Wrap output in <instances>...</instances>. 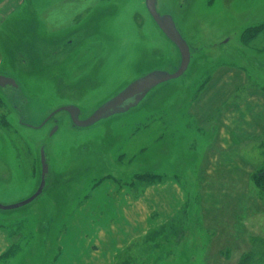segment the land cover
Segmentation results:
<instances>
[{"label":"rangeland","instance_id":"374dc122","mask_svg":"<svg viewBox=\"0 0 264 264\" xmlns=\"http://www.w3.org/2000/svg\"><path fill=\"white\" fill-rule=\"evenodd\" d=\"M25 1L0 24V75L19 86L0 87V204L38 190L42 149L49 173L35 201L0 210L14 242L3 261L52 264L88 201L142 192L137 176L151 173L177 186L182 206L124 264H239L246 254L264 264V185L252 180L263 164L264 0H159L190 46L189 69L87 128L67 112L45 121L68 106L86 118L149 71L173 73L180 54L145 0Z\"/></svg>","mask_w":264,"mask_h":264},{"label":"crops","instance_id":"0c3cea01","mask_svg":"<svg viewBox=\"0 0 264 264\" xmlns=\"http://www.w3.org/2000/svg\"><path fill=\"white\" fill-rule=\"evenodd\" d=\"M25 4V0L0 1V24L10 13ZM48 13L46 11L44 16L48 17ZM57 26L54 16L51 30L54 31ZM142 188V192L125 193L120 198H92L88 201L86 205L90 210L85 212L83 222L78 220L81 227L76 229V222L72 219L71 228L65 231L68 239L63 246H59V255L52 264H124L125 261L131 262L129 259H135L133 256L136 252H130L131 246L141 243L156 228L171 223L175 212L182 206V195L177 186L168 187L167 190L160 182ZM72 237H75L76 246L69 243ZM13 245V238L8 231L0 228V264H20L11 260ZM8 257L11 259L3 261V258Z\"/></svg>","mask_w":264,"mask_h":264},{"label":"water","instance_id":"95a60500","mask_svg":"<svg viewBox=\"0 0 264 264\" xmlns=\"http://www.w3.org/2000/svg\"><path fill=\"white\" fill-rule=\"evenodd\" d=\"M157 4L158 0H146V7L150 16L161 29L162 33L177 47L180 52L181 64L178 70L173 73L157 70L142 76L100 106L95 112H93L92 115L84 120L79 119L80 109L72 106L63 107L55 111L51 117L60 112H67L70 114L72 123L75 127L87 128L101 120L128 113L130 110L138 107L153 89L162 84L176 80L185 74L191 61L190 48L178 31L173 18L170 15L162 16L157 10ZM8 86L16 88L17 83L12 78L0 75V87L6 88ZM41 166L42 174L38 190L23 203L10 206L0 204V210H14L21 208L35 201L43 193L46 186V176L49 172V166L47 164L44 149L41 150Z\"/></svg>","mask_w":264,"mask_h":264},{"label":"trees","instance_id":"16d2710c","mask_svg":"<svg viewBox=\"0 0 264 264\" xmlns=\"http://www.w3.org/2000/svg\"><path fill=\"white\" fill-rule=\"evenodd\" d=\"M3 124H6L5 121H4ZM0 126H2V121L1 120H0ZM261 148H264V144L261 146ZM262 157H263V164L261 165L260 169L256 173H254V175L252 176L253 183L257 187H261V186L264 185V149L262 151ZM137 178L139 180H142L143 182H145L147 184L160 183V182H162L164 180L163 176L154 175V174H151V173L138 175ZM252 257H253L252 255L246 254L241 259L239 264H250V263H252L251 262Z\"/></svg>","mask_w":264,"mask_h":264},{"label":"flooded vegetation","instance_id":"af4514ba","mask_svg":"<svg viewBox=\"0 0 264 264\" xmlns=\"http://www.w3.org/2000/svg\"><path fill=\"white\" fill-rule=\"evenodd\" d=\"M158 1H159V0H158ZM145 4H146V0H145ZM146 8H147V7H146ZM157 10H158V4H157ZM147 11H148V10H147ZM158 12H159V10H158ZM148 13H149V12H148ZM159 13H160V12H159ZM160 14H161L162 16H163V15H170V14H162V13H160ZM149 15H150V14H149ZM170 16L173 18L172 15H170ZM151 18H152V17H151ZM173 20H174V18H173ZM174 23H175V25H176L175 20H174ZM176 27H177V25H176ZM177 29H178V27H177ZM178 31H179V30H178ZM179 32H180V31H179ZM180 34H181V33H180ZM181 36H182V34H181ZM182 37H183V36H182ZM183 39H184V37H183ZM184 40H185V39H184ZM185 41H186V40H185ZM170 42H171V41H170ZM186 42H187V41H186ZM72 43H73L72 40H70V39L67 40V45H68V46H71ZM171 43H172V42H171ZM172 44H173V43H172ZM187 44H188V42H187ZM173 45H174V44H173ZM174 46H175V45H174ZM188 46H189V44H188ZM175 48L177 49L176 46H175ZM189 48H190V46H189ZM55 50H56V49H55ZM177 51L179 52L178 49H177ZM55 53H56V54H57V53L59 54V49H58V48H57V52H55ZM179 54H180V52H179ZM190 54L192 55V51H191V49H190ZM180 64H181V56H180L179 66H180ZM190 64H191V61H190ZM190 64H189V66H190ZM179 66L177 67V69H176L175 71L178 70ZM188 69H189V67H188ZM188 69H187V70H188ZM154 71H157V70H154ZM175 71H174V72H175ZM151 72H153V71H149L147 74H149V73H151ZM185 73H186V72H185ZM147 74H146V75H147ZM144 76H145V75H144ZM94 78H96V77H94ZM140 78H141V77H140ZM93 81H96V80L93 79ZM135 81H136V80H135ZM133 82H134V81H133ZM133 82H132V83H133ZM16 83H17V82H16ZM76 84H77V83H76ZM130 84H131V83H130ZM130 84H127V86L130 85ZM80 86H82V85L80 84ZM127 86H126V87H127ZM8 87H10V86H8ZM18 87H19V86H18V84H17V87L14 88V89H19ZM126 87H125V88H126ZM125 88H124V89H125ZM124 89H123V90H124ZM121 91H122V90H121ZM121 91H120V92H121ZM120 92H119V93H120ZM116 95H117V94H116ZM116 95H115V96H116ZM113 97H114V96H113ZM113 97H112V98H113ZM110 99H111V98H110ZM110 99H109V100H110ZM144 100H145V99H144ZM107 101H108V100H107ZM107 101H106V102H107ZM106 102H104V103H106ZM104 103H103V104H104ZM103 104H102V105H103ZM102 105H100V106H102ZM76 108L79 109L80 107H76ZM68 115H69V117H70V119H71V121H72V118H71V116H70L69 113H68ZM54 116H55V115H54ZM54 116H53V117L50 116V117L45 121V123L48 122L49 120H52V118H54ZM116 116H119V115H116ZM116 116H114V117H116ZM88 117H89V116H88ZM86 118H87V117H86ZM86 118H81V110H80L79 119H80V120H84V119H86ZM48 173H49V172H48ZM47 175H48V174H47Z\"/></svg>","mask_w":264,"mask_h":264}]
</instances>
